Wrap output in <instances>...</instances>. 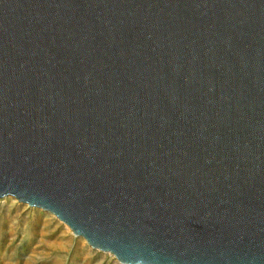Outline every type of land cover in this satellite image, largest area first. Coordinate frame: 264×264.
<instances>
[{
    "label": "water",
    "instance_id": "water-1",
    "mask_svg": "<svg viewBox=\"0 0 264 264\" xmlns=\"http://www.w3.org/2000/svg\"><path fill=\"white\" fill-rule=\"evenodd\" d=\"M121 264H264V0H0V198Z\"/></svg>",
    "mask_w": 264,
    "mask_h": 264
},
{
    "label": "rangeland",
    "instance_id": "rangeland-1",
    "mask_svg": "<svg viewBox=\"0 0 264 264\" xmlns=\"http://www.w3.org/2000/svg\"><path fill=\"white\" fill-rule=\"evenodd\" d=\"M0 264H121L50 213L0 198Z\"/></svg>",
    "mask_w": 264,
    "mask_h": 264
}]
</instances>
